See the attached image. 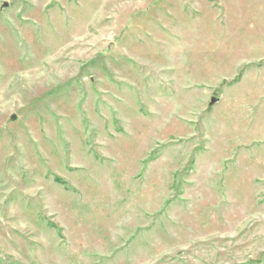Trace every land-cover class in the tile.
<instances>
[{
  "label": "rangeland",
  "instance_id": "obj_1",
  "mask_svg": "<svg viewBox=\"0 0 264 264\" xmlns=\"http://www.w3.org/2000/svg\"><path fill=\"white\" fill-rule=\"evenodd\" d=\"M0 264H264V0H0Z\"/></svg>",
  "mask_w": 264,
  "mask_h": 264
},
{
  "label": "water",
  "instance_id": "obj_2",
  "mask_svg": "<svg viewBox=\"0 0 264 264\" xmlns=\"http://www.w3.org/2000/svg\"><path fill=\"white\" fill-rule=\"evenodd\" d=\"M4 7H7V3H6V2L4 3ZM217 100H218V99H217L216 97H211V98H210V101H209V103H208V109H211L212 105H213L215 102H217ZM15 118H16V116H15V115H12V116L10 117V120H11V121H14Z\"/></svg>",
  "mask_w": 264,
  "mask_h": 264
}]
</instances>
